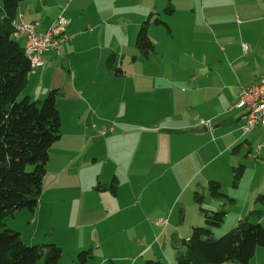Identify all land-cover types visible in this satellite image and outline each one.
Segmentation results:
<instances>
[{
    "label": "crops",
    "instance_id": "crops-1",
    "mask_svg": "<svg viewBox=\"0 0 264 264\" xmlns=\"http://www.w3.org/2000/svg\"><path fill=\"white\" fill-rule=\"evenodd\" d=\"M172 4L174 11L167 14L165 8L168 0L19 1L17 15H23L26 21H39L40 31L45 30L60 15L71 20L67 31L73 35V38L62 43L57 49L45 51L43 55L45 64L29 72L28 85L32 87L30 92L33 93L30 95L28 92V96L40 101L50 90L57 88L60 113H62L61 104L64 101L67 102V98L70 99L69 102L76 101L83 105L82 111L78 113H87L86 123H89V126L86 125L83 128L82 134V137L88 141L86 146L83 145L81 148L84 149V153L86 152L82 156L85 159L83 163L89 161L87 158L97 161L104 156L98 153L100 144L97 145V140H103L105 147L109 146V136H116L120 132L118 130L120 123H127L130 120L128 118L130 115L125 117L122 115L123 112L144 113L142 115L144 117H146L145 113H169L161 115L157 118V122L159 125H162L161 121L165 120L181 123L170 126V129L175 132L180 131V140L184 138L185 142L184 148L191 149L195 145L193 149L195 153L189 157L197 156L200 163L203 162L202 156L208 147V143H203L202 138L211 129L216 133V129L227 128L223 131V134L227 135L226 139L229 138L226 150H233L238 145L241 152V141L243 137H246L245 134L249 133H244L242 130L244 112L237 110L240 108L236 105L239 101L240 89L264 77V0H172ZM0 7H2V0H0ZM155 14L166 24L151 22L149 35L155 45V52L150 57H145L137 51L136 37L143 22L150 15L154 18ZM19 41L24 45V37ZM112 54L116 57V66L123 71L121 75H115L107 63ZM165 54L175 55V57L182 55V61H177L176 58L175 61L171 58V61L166 63L159 61ZM180 69L181 71L178 72ZM182 69L195 71V73L191 71L186 73L185 78L192 74L197 75H192L190 78L192 86L187 95L189 100L197 102L196 107L200 105L202 111L209 116L210 112L206 108L208 100L224 101L222 106H227L226 113L217 112L211 120L212 118H203L209 116H204L202 113H193L195 108L193 103L182 110L174 108L173 104L176 101L174 90L177 88V83L182 82L180 80L184 74ZM223 72L229 73L231 78L225 80ZM109 83L117 86L114 88L116 98L110 94L111 91L107 90ZM130 86L134 88L136 86L137 91L134 89L131 91ZM37 88L40 89L38 93H36ZM212 92L214 94L210 96L209 93ZM133 95H136L138 103H134L135 100L132 101ZM200 99L201 104H198ZM120 102L123 104L122 108L118 106ZM134 117L135 115H132V118ZM213 121L215 125L211 127ZM261 128L258 126L254 131L262 130ZM90 129L94 132H90ZM256 139V137L252 140L245 138L249 153L253 150ZM263 149L258 154L263 152L264 156ZM81 155L76 153L74 159ZM189 157L186 153L185 158L188 160ZM75 160H68L63 168L53 170L52 177L44 176V188L39 204L34 212H28L33 220L36 218L41 220L44 217L50 223L54 214L58 212V204L61 205L66 201L69 205L64 208V213L69 217L76 203L82 204L81 200H76V196L83 197L78 188L69 193L59 186L64 167L74 163ZM262 166L264 168V164ZM113 180L118 181L116 178ZM210 180L215 179H209L206 184H202L201 188L205 194L206 192L209 194ZM59 189L61 191L58 194ZM98 192L101 199L96 202V205H89L92 217L95 214H110L108 206L105 209L103 193ZM117 192L118 188L113 191V194L117 195ZM224 193L227 197L222 199H215L210 194L209 196L218 201L219 205H225L224 200H229L231 204L239 202L240 196L235 192L224 191ZM259 194L264 196V183L257 184L246 194L239 212V220L244 216H253L251 213L255 207H264V197L261 202L256 203ZM139 200H133L129 207L134 212L133 216L138 213L143 215L140 218L142 222L140 225H145L147 224L146 216L150 212L141 207ZM212 202L207 205L213 207ZM87 204L89 203L85 205ZM18 212L20 210L16 211L14 216L19 214ZM174 213L175 211L170 213V221ZM182 213L180 212V224H176L175 228L171 227L168 218L157 217L153 223H148L150 227L155 228L154 230L158 229L159 233L154 232L155 240L153 237L150 244L141 243L139 247H135L137 254L133 252L126 256V262L139 264L146 259L159 258L167 264H177V249L173 250L170 243L189 239L193 227L204 224L203 212L199 213L192 223H186V217H182ZM136 220L140 222L139 219ZM164 220L166 223H163ZM182 225L185 226L183 232L180 230ZM49 239L55 242L53 238ZM161 239L162 242H160ZM83 240H79L76 244L78 252L88 249L94 258L96 256L100 258L99 264L107 263V256L101 252L102 242ZM154 247H156L155 256H145ZM74 253L75 251L72 256L75 255ZM76 261L77 258L74 262ZM87 264H90L89 260ZM248 264H264V247L257 248L255 256Z\"/></svg>",
    "mask_w": 264,
    "mask_h": 264
},
{
    "label": "rangeland",
    "instance_id": "rangeland-1",
    "mask_svg": "<svg viewBox=\"0 0 264 264\" xmlns=\"http://www.w3.org/2000/svg\"><path fill=\"white\" fill-rule=\"evenodd\" d=\"M215 56L217 57L216 54ZM171 58L172 61H175V58L177 61H182V55L175 57V55L169 54H165L159 61L166 63L170 62ZM128 61L130 60L128 59ZM61 69L64 70L62 67ZM180 71L181 69L178 70V72ZM190 71L195 73L193 69L183 70L184 74L180 77L182 82L177 83V88L174 90L176 97L173 104L175 105L174 108L182 110L185 106L193 103L195 107L193 113L199 112L204 116H209L202 111L200 105L196 107L197 102L190 101L187 96L189 88L192 86L190 78L192 75L197 76L192 74L188 77L189 80L185 78ZM223 76L225 80L231 78L229 73L223 72ZM115 87H117L115 84L110 85L109 83L107 85L108 92L111 91L110 94L116 98ZM31 89L32 87L27 84L22 94L28 95L29 92L31 95L33 93L30 92ZM130 89L137 91L136 86L135 88L130 86ZM39 90L37 88L36 93ZM213 94L214 92L209 93L210 96ZM32 100L36 101L37 99L32 98ZM133 100H135L134 103H138L136 95L132 96ZM37 101L41 104L39 100ZM69 101L70 99L67 98V102L64 101L61 104V137L49 150L50 158L46 172L48 175L46 174L45 177H52L54 175L52 174L53 170H60L68 163V160H75L76 153L82 154L77 156L74 163H69L64 167L59 185L69 193L78 188L77 190L82 193L83 197L76 196V200H81L82 204L76 203V207L72 208V213L68 211L69 217L64 213V208L69 205L68 202L58 204V212L54 214L50 223L44 217L41 220L38 218L33 220L28 209H21L19 214L10 215L5 219L8 227L21 232L22 240L27 245L49 243L52 241L49 238H53L63 248L60 264L77 263L74 260L80 251L78 252L76 244L81 239L102 242L101 252H104L108 258L105 264H128L126 256L133 252V254H137L135 247H139L141 243L150 244L155 235L154 232L159 233L158 229L154 230L155 228L150 227L148 223H153L157 217L168 218L170 221V213L173 211L175 213L171 218L170 225L175 228L176 224H180V212H183L182 217H186V223H192L197 219L199 213H202L201 208L225 210L227 212L225 222L220 227L213 229L215 237H220L237 225L243 199L249 190L259 183H264V168L262 166L264 156L263 152L258 154L259 146L264 145V130L262 128V130L245 134L246 137H243L241 141L243 151L237 153H232L230 149L226 150L229 138L226 139L227 135H224L223 131H226L227 128L216 129V133L211 129L202 138V142L208 143V147L202 156L203 162L200 163L197 156L189 157L191 154L194 155L195 145L191 149L184 148L185 142L184 138L180 140V131L175 132L170 129V126L181 123L165 120L161 121L162 125H159L157 122V118L169 113H145L146 117H144L142 116L144 113L123 112L122 115L125 117L130 115L128 116L130 120L127 123H120L118 119L113 117L115 121L120 123L118 126L120 132L116 136H109L110 142L109 146H106L108 147L107 150L103 144L104 141L97 140V145L100 144L98 153L104 156L98 158L97 161L87 158L89 161L83 163L85 159L82 156L86 152L84 153V149L81 148L88 143L86 138L82 137L83 128L86 125L89 126V123H86L87 113H78V111H82L83 105L76 101ZM198 104H201V99ZM223 104L224 101L218 99L208 100L206 108L210 112V116L203 118H212L217 112L226 113L227 106L223 107ZM118 106L122 108L123 104L120 102ZM237 110L243 112L241 108ZM132 115L135 117L132 118ZM213 125H215V121L211 127ZM228 127L230 128V126ZM90 132L93 133L94 130L90 129ZM255 137L257 138L256 142L253 145V150L249 153L245 138L252 140ZM103 148L105 150H102ZM105 151L106 153H102ZM186 153L189 157L188 160L187 157L185 158ZM240 164L245 165L246 169L239 181L240 186L234 187L233 167ZM113 178L118 180L115 182L118 188L117 195L113 194L112 189L109 188ZM209 179L218 180L222 184L223 191L235 192L240 196V199L237 198L239 202L231 204L229 200H224L226 204L219 205L218 201L213 200L208 192L205 194L201 188L202 184H206ZM60 191L59 189L57 193L59 194ZM98 191L103 193L105 198L102 197V199L105 200V209L108 206L110 214H95L92 217L91 212H89V205L94 206L101 199ZM196 191L203 196L201 203H198L194 198ZM140 196H142L141 200H139ZM133 200H139L141 207L143 206L146 211L150 212L146 216L147 224L140 225L142 223L140 218L143 217L140 213L133 216L134 212L129 207ZM211 201H213V207L207 205ZM86 203L89 204L85 205ZM251 218L256 217L251 216ZM136 219H139L140 222ZM184 229L185 226L182 225L181 232ZM162 239L164 240V237ZM170 245L173 250H176L175 247L183 248L182 240L173 242V244L171 242ZM74 251L75 255L72 256ZM154 251L156 252V247L149 250L145 256H155ZM89 263L99 264L100 258L93 256V258H89ZM37 264H44L43 259L39 260Z\"/></svg>",
    "mask_w": 264,
    "mask_h": 264
},
{
    "label": "trees",
    "instance_id": "trees-1",
    "mask_svg": "<svg viewBox=\"0 0 264 264\" xmlns=\"http://www.w3.org/2000/svg\"><path fill=\"white\" fill-rule=\"evenodd\" d=\"M20 0H2L0 7V264H35L43 259L44 264H60L63 249L54 242L27 245L19 230L8 227L6 217L21 209L31 212L37 208L47 172L49 150L61 137V116L58 107L59 89L48 92L41 102L23 95L32 70L25 46L14 36V21ZM174 11L172 0L165 8L167 14ZM150 15L141 25L136 48L140 54L150 57L155 45L149 35L151 22L164 23L157 14ZM108 65L115 75L123 74L116 66L112 54ZM235 146L232 153H237ZM233 186L238 187L246 166L233 167ZM115 180L111 183L116 191ZM209 194L215 199L227 197L217 180H210ZM203 196L196 192L198 203ZM259 194L256 203L261 202ZM204 224L195 225L189 239H183V248L176 247L177 264H248L259 246L264 247V207H255L252 215L240 219L237 225L220 237L213 229L226 219L225 210L201 208ZM92 257L90 250L78 253L77 264H87ZM139 264H167L159 258L146 259Z\"/></svg>",
    "mask_w": 264,
    "mask_h": 264
},
{
    "label": "built area",
    "instance_id": "built-area-1",
    "mask_svg": "<svg viewBox=\"0 0 264 264\" xmlns=\"http://www.w3.org/2000/svg\"><path fill=\"white\" fill-rule=\"evenodd\" d=\"M22 26L25 39V51H31L35 56V67L45 64L44 52L57 49L62 43L73 38L67 29L71 20L62 15L58 16L45 30L40 31L39 21H26L23 15L16 17ZM243 109L244 122L242 130H255L258 126L264 130V77L249 86H243L239 92V101L236 105ZM264 148L259 146L258 153ZM166 223V220L163 221Z\"/></svg>",
    "mask_w": 264,
    "mask_h": 264
},
{
    "label": "bare ground",
    "instance_id": "bare-ground-1",
    "mask_svg": "<svg viewBox=\"0 0 264 264\" xmlns=\"http://www.w3.org/2000/svg\"><path fill=\"white\" fill-rule=\"evenodd\" d=\"M14 36L16 38H22L24 37V34H20L22 33V26L20 24V21L16 18V20L14 21ZM24 46H25V41H24ZM26 55L28 56V58L30 59L31 61V65H34L35 64V56H34V53L31 52V51H25ZM254 130H246L244 131V133H250Z\"/></svg>",
    "mask_w": 264,
    "mask_h": 264
}]
</instances>
